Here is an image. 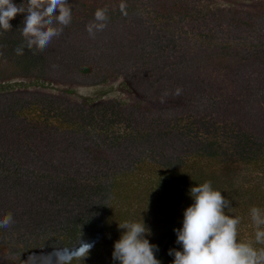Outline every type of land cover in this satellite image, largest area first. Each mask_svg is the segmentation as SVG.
<instances>
[{
    "label": "rangeland",
    "instance_id": "1",
    "mask_svg": "<svg viewBox=\"0 0 264 264\" xmlns=\"http://www.w3.org/2000/svg\"><path fill=\"white\" fill-rule=\"evenodd\" d=\"M193 1L198 4L197 13L194 16L197 19L181 15L184 11L189 12L197 9L190 8L183 1L120 0L118 2L112 0L103 6L104 0H92L93 4L90 0H80L79 2L73 0V4L70 6L72 15L75 16L72 17L73 24L66 25L69 28L64 26L59 35L54 36L44 47L23 44V36L17 27L23 14L17 13L10 21L12 27L8 30H0V85L2 90L9 93L6 96L7 101L0 93V125L5 121L3 128L6 127L8 122L14 121L11 119L13 117L17 119L16 122L25 119L24 123L26 124L22 128L21 125L16 126L17 130L12 132L15 136H11L7 130H0V176L3 172H8L9 168L14 167V164L17 163L13 148H18L16 144L19 141L22 146L42 145L44 143L47 146V143H50V146L57 147L56 150L61 156L63 151L72 150L71 144L74 141V136L68 135L67 138L58 136L62 129L54 128L57 120H55L56 117L53 113L56 107L47 112L48 107L45 105V102H51L52 105L58 106L57 113L59 112L62 115L60 117L66 121L71 116L75 118L76 114H86L87 117L80 115V118L82 117L80 121L85 119V123L88 122L89 124L94 121L88 129L89 138L98 140L97 138H101L102 132L107 134L105 135L107 140L113 141L129 135L130 131L135 133L134 135H138L136 140L143 148L131 150V160L133 161L131 166L134 168L125 171L120 174V178H117L116 182L119 183L120 187L113 194L112 199L114 201L111 205L113 204L114 207L108 208L107 211L111 210L116 213L115 209L118 212L121 210L122 214L124 213L121 216L122 221L139 220V208L145 211L144 200L140 202V199L144 198V192H149L152 194L150 197H154V186L162 174L161 171L158 174V168L163 165V161L158 163L157 159H161L162 152H155L159 150L154 148V141L149 140L150 138L148 140L143 138V130L147 126H154L156 118H140L141 122L139 121L138 112L139 114L144 112L142 106L144 102L138 99L123 83V76L119 73L98 84L89 83V81L83 84L78 79L68 82L42 81L32 76L30 73L31 65L24 60L30 52L33 56L34 54H36L35 56L43 55L44 59L50 61L52 54L56 51H67L87 59L86 56H91L96 52V50H90V44L93 41L95 44H104L110 51L112 44L120 50L123 46L129 48L136 46L140 49L139 52L143 57V64L139 66L143 69L146 68L141 76L146 80L153 81L154 61L150 62L149 58H154V51L157 49L165 54L162 61L164 66L162 62L158 65L171 68L172 65L168 64L171 58L176 59V61L183 57H189V55L190 57L214 58L216 56L214 50L217 49L216 44L218 43L224 52L233 49V55H239L242 57V61L249 60V56H251L258 61L259 70L264 71V43H262L264 41V0ZM202 1L204 3L200 7ZM97 8L106 9L105 27L95 31L94 35H89L86 25L94 20V11ZM73 25L74 28H72ZM243 27H253L258 30L250 32L243 30ZM18 45H21L19 50ZM112 53L113 58L117 60L115 52ZM217 63L219 64H207L202 67L203 80L200 81L205 85L204 91L207 92V95H211L209 93L210 87L206 84L207 80L222 85L223 87L219 86V93H222L221 98L217 97V99L211 100V104L208 106L209 110L203 111L205 115L190 114L187 115V118L183 117L180 121L188 123L189 129L193 128V130L197 125L200 128L198 129L199 133L196 134L191 130L188 133V127H186L187 131L179 129L182 133V137L179 136L178 145L180 147L176 141H170L167 153L162 154V156L165 159L164 162L174 163L176 170L182 171L184 168L185 172L191 175L195 168L201 169L202 173L203 171L207 172L206 174L213 173L214 176L221 177L230 183L231 189L226 188V192L229 193L230 208H226L225 212L240 219L237 225V239L252 240L253 225L249 208L253 205L264 207V160L259 159L255 163L249 160L251 157L249 154L254 147H258L259 143V156L262 157L264 128L261 125L258 126V121L256 122L257 126L251 129L249 122H246L249 119L245 112H253L250 117L252 121L257 120L261 113L264 114V92L257 94V90L251 91V88H248L250 90L248 93L245 92L246 89H240L242 84L249 83L246 82L249 77L244 73L232 70L226 60L219 59ZM45 64L48 71H56L54 69L55 64ZM136 64L140 63L137 62ZM22 65L25 67L24 70H27V75L10 74L4 76L8 72L20 70ZM130 65L128 64V66ZM136 71L140 72L141 70ZM127 73L132 74L131 68H127ZM237 84L239 85L237 86ZM14 92H20L21 98L17 99L16 96L18 95L13 94ZM235 92L236 95H234ZM226 99L238 100L229 105L237 104L236 112H222V104L226 102ZM93 102L97 104V108H106L107 115L101 119V122L97 118L98 110L94 111L95 116L93 114V118L91 117L92 114L88 115L90 110L86 107ZM106 102L110 103L106 104ZM119 103L122 104L123 110H118ZM112 104H114L113 107ZM215 104L219 106V109H211L210 106ZM111 110H115L119 117L123 116L124 121L115 119L116 117L110 114ZM101 124L102 129L99 130L98 127ZM32 125L44 126V136L46 133L47 136L36 139L32 138L30 134L23 133L22 130ZM52 126L53 131L49 135V128ZM79 133L81 134V132ZM84 139L80 145L86 147L88 140L85 136ZM64 140L71 141L65 145L63 144ZM167 154L169 159L166 161L168 157L164 155ZM96 166L100 165L91 166L93 167L91 172H96ZM163 168L164 166L161 169ZM83 177L84 175L79 173L75 174L73 178H69L68 186L65 189L60 187L64 190L62 193L59 188H56L57 192L44 191V197H52L54 203L48 204V200L42 198L41 204L37 205V208L44 207L50 214H56L62 223L64 217H69V215L79 219L81 214L76 207L74 193L80 192L78 191L80 187L78 184L83 180ZM140 189L142 193L139 195ZM249 198H251L252 203L249 202ZM254 200H257V203L253 204ZM131 203L132 205L127 206ZM50 207L54 209H50ZM127 207L128 212L125 213ZM16 208L14 206L10 210L13 211ZM146 226L151 230L149 224ZM51 234L45 235L47 242L40 245L42 254L47 257L43 255L42 259L35 264H48L49 256H53L59 247H62L58 235L52 236ZM118 237L119 235L112 238L116 240ZM256 246L261 247V245ZM87 247L88 245L84 244L81 248L86 249ZM112 247L113 243H110L108 249L112 251ZM163 247L166 249L169 247L166 241L163 242ZM60 258H62V254H60ZM68 260L70 264H74L75 260L76 262L78 260L85 261L84 264L94 262L87 261L84 253L72 254ZM96 264L107 263L97 260Z\"/></svg>",
    "mask_w": 264,
    "mask_h": 264
},
{
    "label": "trees",
    "instance_id": "2",
    "mask_svg": "<svg viewBox=\"0 0 264 264\" xmlns=\"http://www.w3.org/2000/svg\"><path fill=\"white\" fill-rule=\"evenodd\" d=\"M72 1L69 0L68 2L70 6L73 4ZM76 1L79 2L80 0ZM90 1L93 4L92 0ZM111 1L104 0L103 6ZM117 1L119 2L120 0ZM167 1H183L192 9L198 7L197 2L193 0ZM203 3L202 1L200 7H202ZM197 10L198 8L189 12L184 11L181 15L197 19L194 17ZM72 17L75 16L72 15ZM71 24H73L72 19L68 26ZM255 26L257 25L255 24ZM72 28H74V25ZM242 29L250 32L258 30L253 27H243ZM216 46L217 49L214 50L216 56L212 59L200 56L190 57V55L178 61L171 58V61L168 62V64L172 65L171 68H164L158 65V63L161 64L163 61L165 54H162L161 50L157 49L154 51V58H149L150 62L154 61L153 81L146 80L141 76V73L145 72L146 68L144 67L143 69L139 66L143 64V57L139 52L140 49L136 46H133V48L123 46L120 50L112 44L110 51L104 44H95V41H93L90 44V50H96V52L91 56H86L87 59L80 55L78 56V54H70L67 51H56L52 54L50 61L44 59L43 55L35 56L36 54H34L33 56L30 52L28 55L26 54L27 57L24 60V62L30 63L32 76L42 81L54 82V80H59L68 82L78 79L83 84L88 83V81L89 83L98 84L119 73L123 76V83L138 99L144 102L142 104L144 112L140 114L138 112L139 121L141 122L140 118H156L154 126H147L143 130V138L147 140L150 138L149 140L154 141V148L159 150L155 152H162L161 159L157 158L158 163L163 161V165L158 168V174L160 171L162 174H160L154 186V197L151 198V193L144 192V198H139L140 202L144 200L145 207V211L139 208V219L142 217L144 222L151 227L149 234H147L148 239L158 246L155 255L161 264H170L173 257L169 254V249L180 247L175 242L174 228L180 226L182 211L184 207L191 203L188 189L192 184L210 180L213 186L220 189L222 195L228 201L230 200L226 188L231 189V184L227 183L226 180L214 176L213 173L206 174L207 172L205 171L202 173L201 169L196 168L189 175L184 168H182V171L176 170L174 163L164 162L165 159L162 156V154L167 153L170 141H176L177 145L179 144V136L182 137L179 129L186 130V127H188V123L180 120L183 117L187 118V115L190 114H203L204 110H209L208 106L211 104L212 99L221 98L222 96V93H219V86H223L214 81H206V84L210 87L209 93L211 95H207V92L204 91L206 87L200 81L203 80L202 67L207 64H219L217 63L219 59L226 60L232 70L244 73L249 77V80L246 81L249 83L246 85L239 83L242 84L239 87L240 89H246L245 92L248 93H250L248 88H251V91L257 90V94L264 92V71L259 70L257 60L249 56V60L242 61V57L233 55V49L224 52L218 43ZM112 52H115L117 60L113 58ZM17 61L19 62L20 60L18 59ZM137 62L140 64H136ZM45 63L55 64L54 69L56 71H48ZM128 64L131 65L128 66ZM22 66L20 70L8 72L4 76L10 74L27 75V70H24V65ZM127 68H131V75L127 73ZM135 69L141 71L137 72ZM58 74L59 76H57ZM0 93L7 101L6 96L9 93L6 90H2L1 85ZM15 93L18 95L16 96L17 99L21 98L20 92H14L13 94ZM234 95H236V92ZM234 100L226 99V102L222 104V112H236L237 104L229 106L231 103L238 101ZM108 103L110 102H106V104ZM45 105L48 107L47 112L51 111V108L54 110L56 107L53 113L56 117L55 120H57L54 128L62 129L58 136L65 138L68 135L74 136V141L71 144L72 150L63 151L61 156L59 151L56 150L57 147L50 146V143H47V146L45 143L42 145L22 146L20 141L16 144L18 148H13L17 163L15 162L14 167H10L8 172L5 171L0 176V215L11 212L13 217V221L9 225H0V264H35L44 255L41 252L40 245L47 242V236L45 235L49 233H52V236L58 235L62 242V247H59L53 256H49L48 264H70L68 260L70 255L82 253L86 255L87 261H94L92 264H96L97 260L105 261L107 264H116L117 261L112 258L108 246L113 243L114 239L112 237H117L122 231V229L118 228V223L122 222L121 216L124 213L122 214L121 210L118 212L117 209H115L116 213L111 210L107 211V209L114 207L112 206L113 204L111 205L114 201L112 199L113 194L120 187L119 183L116 182L117 178H120V174L125 171L134 168L131 166V163H133L131 150L143 148L136 140L138 135H134L135 133L133 134L130 131L129 135L118 138L115 140L117 142H115L107 140L105 136L107 134L102 132L100 134L101 138H97L98 140L92 139L88 136V129L93 125L94 121L89 124L88 122L85 123V119L80 121L82 118H80V115L87 117L86 114H76L75 118L71 116L66 121L60 117L62 115L59 112L57 113L58 106L52 105L51 102H45ZM113 105L111 106L113 107ZM121 105L120 103L118 104L119 111L123 110ZM216 105L210 106L211 109H219V106ZM96 106L97 104L94 102L88 104V107H86L90 110L88 115L92 114L91 117L93 118L95 116L94 111L98 110L97 118L101 122V119L107 115L106 108H97ZM119 111L118 114H120ZM245 113L249 119L246 122H249L251 129L257 126L256 122L258 121V126L261 125L264 128V114L258 113L261 116L257 120L252 121L250 117L253 112ZM110 114L115 116V119L118 118L117 120L124 121L123 116L119 117L115 110H111ZM11 119L14 121L8 122L7 126L3 128L4 121L0 125V130H7L11 136H15L12 132L17 130L18 125H21L22 128L26 123H24L25 119H21L19 122H16L17 119L15 117ZM190 126L193 127V125ZM98 128L101 130L102 124ZM194 128L195 130L188 127V131H186L189 133L191 130L198 134V129L200 128L197 125ZM135 129L137 131L136 126ZM22 131L36 139L47 136V133L44 136V126L32 125ZM52 131L53 126L49 128V135ZM84 136L88 140L86 147L80 145L85 140ZM69 141L71 140H64L63 144L66 145ZM178 146L180 147V145ZM258 147H260L259 143ZM258 147H254L251 154H249L251 156L249 160L255 163L259 159L264 160V151L260 158ZM162 149L164 150L160 151ZM164 156L168 157V154ZM168 159L169 157L166 158V161ZM93 165H100L96 166V172H91L93 168L91 166ZM163 166L164 168L161 169ZM79 173L84 175L83 180L78 184L80 186L78 191L80 192L74 193L76 207L81 214L79 219L69 215V217H64V222L62 223L56 214H50L44 207L37 208V205L41 204L42 198L47 199L48 204L50 202L54 203L52 197H44V191L57 192L56 188H59L62 193L64 190L60 187L65 189L68 186L67 184L70 183L68 179ZM7 174L9 175L7 176ZM141 191L140 189L139 195L142 193ZM248 200L252 203L251 198ZM253 202L255 204L257 200ZM130 205L132 203L127 206ZM14 206L17 208L11 211L10 209ZM50 209L54 208L50 207ZM127 212L128 207L125 213ZM153 217L154 219L152 220ZM165 241L169 246L167 249L163 247V242ZM84 244L90 245L86 251L82 249ZM61 251L63 252L61 253ZM60 254H62V258H60ZM44 256L47 257L46 255ZM84 263L85 261L81 262V260L74 261V264Z\"/></svg>",
    "mask_w": 264,
    "mask_h": 264
},
{
    "label": "clouds",
    "instance_id": "3",
    "mask_svg": "<svg viewBox=\"0 0 264 264\" xmlns=\"http://www.w3.org/2000/svg\"><path fill=\"white\" fill-rule=\"evenodd\" d=\"M17 13L23 14L17 26L23 44L37 47L46 46L72 19L68 0H0V30L11 28L10 21ZM106 19V9L97 8L94 20L86 25L89 35L103 29ZM188 194L191 203L182 211L180 226L174 228L180 247L169 249L170 264H264V207L249 208L253 239L238 240L240 219L225 212L230 202L220 189L203 180L192 184ZM12 221L11 212L0 215V225ZM118 228L122 231L111 251L118 264H161L155 255L158 246L148 239L149 229L142 217L122 221Z\"/></svg>",
    "mask_w": 264,
    "mask_h": 264
}]
</instances>
